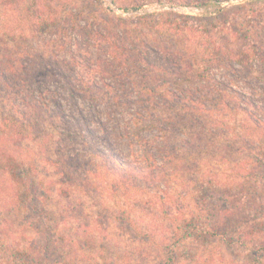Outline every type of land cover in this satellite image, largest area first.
<instances>
[{
	"label": "rangeland",
	"instance_id": "1",
	"mask_svg": "<svg viewBox=\"0 0 264 264\" xmlns=\"http://www.w3.org/2000/svg\"><path fill=\"white\" fill-rule=\"evenodd\" d=\"M41 1L43 6L49 5L54 16L75 14L70 24L78 17L77 30L69 28L59 34L56 26L47 29L55 18L44 22L43 16L39 20L44 24H38L28 19L23 0H0V67L6 68L12 83L18 81L17 77L34 69L43 70L45 66L47 70L71 69L76 74L73 81L79 93L75 98L89 118L94 136L84 129L81 121L74 122L78 116L71 105L74 98L63 89L65 78L57 75L49 83L51 88L54 84L59 87L55 99L60 101L66 117H39L27 140L30 150L26 157L38 165L30 173L37 187L45 190L42 198L37 195L40 198L37 203L48 210L45 222L62 233L63 248L77 256L81 264H98L107 259L116 264H232V260L247 264L249 256L244 248H233V243L227 247L222 237H202L201 244L195 243L196 248L187 244L179 249L170 241L176 223L174 215L178 213L173 204L196 203L191 196L199 197L198 193L199 203L206 202L202 198L206 197L204 191L199 188L203 180L224 183L223 189L228 192L233 189L226 184L235 186L234 179L236 183L246 181L242 186L250 189L251 200L236 203L240 211H253L255 200L251 192L256 193L254 198L264 193L260 177L239 179L244 168L255 169L258 157H264V129L250 128L247 123H254L244 112L245 107L252 109L247 104L249 100L256 105L264 104V0H229L199 8L180 5L177 0ZM33 4L35 1L30 5ZM198 22L229 52V56H216L207 79L199 80L192 75L188 79L167 78L150 70L139 50L149 53L153 45L159 51L160 46L167 44L169 51L175 53L178 49L184 60L197 63L194 41L204 40L198 38L204 31L194 28ZM183 27L191 32L177 33ZM116 38L121 55L128 62L133 60L123 70L122 63L116 58L113 62L110 56V46ZM252 43L253 48L263 50L245 57L244 47L253 46ZM210 52L215 54L213 50ZM156 55L152 53V57ZM72 56L79 63H74ZM81 78L86 81L94 78L101 90L86 89ZM177 85L185 90L192 88L205 105L212 104L210 116L204 114L198 121L189 118L188 126H181L179 118L165 120L163 124L151 119L150 122L151 113L162 119L171 116L166 105L171 101L169 91L177 89ZM224 88L225 97L221 93ZM11 93L0 89V124L9 111V103L15 100L14 103L21 104L23 99V94L15 98ZM225 101L235 109L233 114L218 107L217 103ZM19 107L24 109L22 104ZM254 117L264 122L261 112ZM145 118L151 124L143 123ZM136 130H141L145 137L158 135L162 145L155 143L152 151H163L155 159L159 164H167L165 174L154 183L114 182L100 158L91 156L88 144L105 152L112 147L123 160L130 161L139 157ZM63 154L72 156L73 161L68 162L82 175L79 185L68 187L71 184L56 173L54 163ZM9 179L17 181L14 177ZM7 185L2 189L3 195L18 191V187L12 189ZM8 198L16 204L0 216V264H18L17 258L21 257L30 264H39L41 252L33 248V242L41 239L37 229L40 219L36 212L27 209L25 200ZM119 213H125L126 218H118ZM217 255H222L221 259Z\"/></svg>",
	"mask_w": 264,
	"mask_h": 264
},
{
	"label": "trees",
	"instance_id": "2",
	"mask_svg": "<svg viewBox=\"0 0 264 264\" xmlns=\"http://www.w3.org/2000/svg\"><path fill=\"white\" fill-rule=\"evenodd\" d=\"M34 1L35 4L31 6L30 4H32ZM226 1L229 0H177L180 5L195 8L207 6L211 3L221 4ZM23 2L24 5L27 6L26 11L29 20H34L38 24H44V22L50 18H55V21L52 23V25L49 24L50 26L47 29H55L56 26V30L59 31L58 33L62 34L69 28H72L73 30H77L76 28H78L76 20L78 17L75 18V22L72 25L70 24V21L71 19H74L75 14L73 15L70 13L59 15L56 13V16H54L51 9L49 8V5L43 6V1L41 0H23ZM21 9L22 5L19 10ZM43 16L44 22L42 23L43 20H39V18H43ZM37 23H35L34 27ZM194 28H197L195 29L196 31H204L198 36V38L204 37V40L198 39L194 41L196 43V51L193 54L197 53L199 56L197 63L193 64L192 61L187 62L184 60L182 53L178 52V49H176L175 53L172 51V49L169 51V46H167V44L162 45V47L160 46L161 50L159 51L153 49L156 48V46L153 45L150 50L151 52L149 53H146L144 49H140L139 51H142L143 56L142 60L145 61L147 66L151 68L150 70L161 74L163 77L171 78L172 76H176L178 79H188L189 76L192 75L197 77L199 80L207 79V76L210 73L211 63L217 60L216 56H229V52L226 47L219 45L216 37L212 33L206 31V28L202 27L199 22ZM178 32L179 34L186 35L185 33H190L191 31L189 28L183 27L177 31V33ZM116 40L117 41H113L110 46V56L112 60L116 58L122 63L121 66L123 70L124 66L130 64V61L133 60L131 59L128 62V59H125L121 55V51L119 49L120 46L118 43H116L119 41L117 38ZM253 47L254 45L251 46V44L244 47L245 57H251V53L260 54L261 52L257 53V50H263L262 48L255 49ZM127 50L130 52L129 49ZM211 50H213L215 54H212L210 52ZM161 51L162 53L160 54L159 52ZM152 53L157 54V57H152ZM148 54L150 56H148ZM123 58L125 61H123ZM72 61L74 63H79V61L74 56H72ZM52 62L58 64L57 60H53ZM113 62L115 61L113 60ZM134 64L135 62H132L131 65L135 66ZM67 67H70L69 63L67 64ZM16 71L17 70H15V72ZM57 75H61L65 78L66 84L64 85L63 89L68 90L71 98H74L73 104L71 103V105L78 112V116H75V119H73L74 122L79 124L81 121V123H83L84 129H86L88 133H91L93 136L95 134L88 123L89 118L79 106L77 98H75L76 93H79V89L73 81L76 77V74L71 69L47 70V67L45 66L43 70L34 69L26 76L23 75L20 78L17 77L18 81L12 83L8 79L6 68L4 69L0 67V89L5 90V92L8 93L12 92L11 94L14 95L15 98L20 96V94H23L21 104L24 108L20 109L22 108L19 107L21 104H16L13 102L15 100H12L9 103V111L1 119L0 216L1 214H4L6 210H9L8 208L12 204V207L15 208L16 201H11L8 197H12L15 200H25L24 202H26L27 209L29 211L31 209L33 210L32 212H36V215L40 219L39 227H37V229L40 233L41 239L39 241L33 242V248H36L38 249V252H41V255H38L39 264L45 263L44 261H48L49 264H81L79 263L77 256L75 257V255H72V253L67 252L63 248L61 244L64 240L61 239V236H63L62 233L58 232L56 229H53L51 225L47 224L45 219H43L48 214V210L44 206H41L40 203H37L40 199L37 195L42 198L45 190L42 186H40V188L37 187L36 179L30 173V170H33V168L35 170L38 168V165L33 163L34 159H27L26 157L27 151L30 150V142L27 141L29 137L28 135L30 134L32 127L34 128L38 125L39 117L41 118L44 115L51 118H54L55 116L66 117L65 111L62 108L60 101L55 99L57 93L60 92L59 87L54 84V87L51 88L49 83L50 79L54 80L56 77L58 78ZM151 79L154 80L153 77ZM81 80L86 83V89H91L94 91L101 90V87L94 78L89 79V81H86L83 78H81ZM177 86V89L169 91L171 101L168 105H166L171 116L169 115L165 119H162L159 116L154 117L155 113H151L152 115L149 120L151 119L153 122L158 121L159 124L160 122L163 124V121L165 120H167V122H171L174 121V118H179V120L182 121L181 126H188L186 123L188 122L189 118L198 121L201 117H203L202 115L204 114L210 116L208 113H212L213 109L209 108V106L212 104L205 105V101L201 100V95H198L196 93L197 91H194L192 88H187L185 90L184 87H180L179 85ZM221 93L223 97L226 96L227 93L225 88L222 89ZM247 104L251 106L250 108L252 109L250 110L249 108L245 107L244 112L246 117L252 121V123H254V125L247 123L248 126L254 130L263 131L264 122L259 117L255 118L254 116L259 112L264 115V104L256 105V103L251 100H249ZM217 105L224 113H234L235 109L231 107V104L227 103L226 101L219 102ZM138 108L140 109L139 106ZM138 114L142 115L143 113L141 110H139ZM149 120L148 118H145L142 122L150 123L151 120L150 122ZM136 124L139 125V123ZM134 136L139 142V157L135 155L136 157L130 161L123 160L118 152L112 147H110L108 152L101 151L92 144H88V148L92 150V157L96 156L97 158H100L106 172L113 177L114 182L117 181L121 183L140 180L143 181V183L149 181L154 183L155 180L161 178V176L165 174L164 170L167 169L166 163L159 164L155 159V156L163 154V151H152V146L155 143L160 142L158 140V135L155 134L152 137H145L142 135L141 130H136L134 131ZM159 144L162 145V143ZM258 160L259 164H257V167L255 169L244 168L243 171L239 173V179L248 180L251 177H260L261 186L263 185L262 188L264 190V157L259 156ZM68 161H73L71 155L63 154L61 159H57L54 163L56 173L60 174V177L63 176V179L71 184L68 187L79 185L82 175L76 173V170L73 169V165ZM168 161L170 162V156ZM253 162L256 164V161ZM84 166L85 165H83V167ZM9 177H14L17 179V181H11ZM231 181L232 179L228 183ZM233 182L236 184L233 187H230L229 184L225 183L229 189H233V192H228L223 189L224 183L219 184L213 180L207 181L205 179L201 184H199V188L200 190L204 191L206 197L202 198L206 200V202L203 201V203H199L200 194L198 193L199 197L191 196L192 200H195L196 203L191 201L185 205L179 202L175 203V205L173 204L174 209L178 211V213L174 215V220L176 223L173 224L174 232L172 235V240L170 241L173 243L172 245H175L173 247L181 249L183 246L189 244V246L196 248L195 243L201 244L200 239L202 237H214L215 239H217L216 237H219L220 239L222 237V240L227 247L233 243V248H244L247 256H249L247 264H264V211H257L260 208L264 209V199H261L264 198V193L258 196L260 198H254L256 193L251 192V196H253L252 198L255 200L254 207L252 208L253 211H240L241 208L237 207L238 204L236 203H245L246 200L250 201L251 198L248 197V192L250 189H247L245 185L242 186L246 181H240L236 183L234 179ZM6 183L8 184L7 186L9 188L13 189V186L18 187V191L12 193L10 192L6 194V196L3 195L2 189H4V185ZM6 198L9 200L6 201ZM164 211L169 210L167 209ZM117 217L121 219L126 218L125 213H119ZM204 219L206 221H204ZM214 219L215 223L212 224L211 221ZM240 219H249L250 221H245V223H243V221H239ZM209 220L211 221L209 222ZM169 256L172 255L170 254ZM217 256V259H221L222 257V255ZM17 261L18 264H30L22 257L17 258ZM98 264L116 263L107 259L103 263L101 262ZM232 264H236V261L232 260Z\"/></svg>",
	"mask_w": 264,
	"mask_h": 264
}]
</instances>
